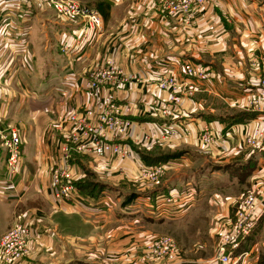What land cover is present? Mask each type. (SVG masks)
<instances>
[{
    "label": "crops",
    "instance_id": "1",
    "mask_svg": "<svg viewBox=\"0 0 264 264\" xmlns=\"http://www.w3.org/2000/svg\"><path fill=\"white\" fill-rule=\"evenodd\" d=\"M99 1L106 8L102 32H90L86 40H78L80 24L54 19L49 0H0V119L19 129L22 143V172L16 193H0V237L18 212L31 226L29 245L21 260L11 264H100L85 260L84 254L107 249L109 245L102 236L109 232L117 246L123 245L126 239L117 228L125 223L146 220L154 225H180L186 218L178 217L174 205L169 207L167 217L156 216L150 208L147 195H166L174 188L173 183L157 191L129 194L120 178L126 173L133 175L139 164H125L127 172L121 173L113 160L104 157L91 163V158L81 156L79 162L72 163L74 175L85 174L87 167L93 165L98 174L107 175L100 183L107 189L99 196L79 194L82 200L78 204L58 203L51 197L50 171L65 135V125L61 124L69 113L84 107L100 108L101 91L92 95L83 83L87 71L106 59L112 60L122 73L124 82L120 90L114 91L117 102L131 108L127 115L130 128L123 140L136 156L144 153L132 141L140 133L137 126L156 129L164 124L149 103L162 98L156 81L167 74L193 93L192 100L199 97L197 100L203 99L204 106L211 108L195 115L191 111L193 101L182 95V112L178 111L173 119L194 123L195 129L207 124L224 134L219 144L223 143L228 158L223 165L209 170L208 178L214 182L216 178L218 188L237 187L245 180L250 184L247 193L264 192V152L249 161L250 167L242 175L232 169L223 172L249 158L250 148L245 145L248 129L264 132V98L258 97L259 82L264 79V0H215V5L198 8L189 19L167 15L153 0ZM185 63L203 66L210 78L200 82L185 77ZM254 99L258 100L257 105L253 104ZM222 106L225 115H220ZM191 143L193 139L184 145ZM153 148L147 155L158 154L159 148ZM190 155L183 151L156 164L165 163L172 172L187 166ZM139 156L141 164L149 166ZM4 159L0 148V191L5 187ZM221 167L222 171L217 170ZM201 172L195 173L197 178ZM192 185L190 181L185 183V187ZM130 195L135 197L126 201ZM235 203L228 199L217 205L224 207V217L209 237L213 238L219 223L226 225L234 218L238 210L233 208ZM194 205L198 208L199 202ZM147 208L149 211L143 210ZM34 216L42 221L36 222ZM248 239L247 251L258 250L257 260L251 264H264V204L257 211V223ZM197 242L202 243V238L198 237ZM199 245L205 247L203 243ZM194 261L206 264L203 259Z\"/></svg>",
    "mask_w": 264,
    "mask_h": 264
},
{
    "label": "built area",
    "instance_id": "2",
    "mask_svg": "<svg viewBox=\"0 0 264 264\" xmlns=\"http://www.w3.org/2000/svg\"><path fill=\"white\" fill-rule=\"evenodd\" d=\"M57 12L58 18L78 19L80 29L77 39L86 40L90 32L100 34L103 30V22L100 15L93 9L80 4V0H49ZM159 9L169 16L183 15L187 19L191 18L195 9L203 5L206 0H153ZM78 44V42H77ZM66 50V46L61 47ZM185 77L204 82L210 78V73L201 65L185 63L183 66ZM162 87L177 88L181 86L171 76H161L158 78ZM124 82L122 73L114 67L110 59L104 60L87 71V77L84 80L83 88L96 95L99 91L102 93L100 108L92 109L84 107L82 110L69 113L65 117L64 127L65 135L60 146V155L57 158L50 171L49 189L51 197L58 203L78 204L81 202L79 193L73 185L74 172L72 166V154H83L88 157L95 155L108 159H113L116 168L121 173H126L125 162L138 163L136 173L139 176H148L153 180L159 178L161 173L168 167L167 164H155L152 166H143L138 160V156L132 151L131 147L124 144L123 137L130 128V122L127 115L131 112L128 104L117 102L114 90H120ZM259 98H264V79L260 82ZM176 103L177 99L172 98ZM156 102H154L155 104ZM253 104L257 105L258 100L254 99ZM159 107L163 115H166V109L163 102L155 104ZM174 114L168 113V123L157 126L155 133L149 134L153 139L160 141L173 139L176 137L186 138L190 133L200 136L209 145L219 144L220 139L224 138L221 130L202 125L195 129L194 123H186L181 119H173ZM139 127V126H138ZM144 128L143 126H141ZM143 131V130H142ZM140 138V137H139ZM148 138V136L146 137ZM255 139L256 141H254ZM245 144L250 149H257L260 145L264 146V132L254 130L248 135ZM21 139L17 129L4 128L0 124V148L5 153L4 172L2 183L5 187L0 193L4 196L16 193L18 179L22 172L21 163ZM139 162H138V161ZM125 169H124V168ZM258 195H260L258 199ZM264 192H249L246 194L233 219H230L224 225L219 233L215 247V253L206 264H251L257 260L258 250L253 248L251 251L243 252L239 255L234 253L240 247V244L251 237L256 223L257 211L263 207ZM189 192H183L176 197L174 194H159L153 201L150 200V208L157 213L169 211V207L187 205L190 202ZM31 226L26 221L24 214L15 215L10 228L0 237V264H11L21 260L27 246L30 243ZM147 252L142 256L132 254L131 264H144L150 261L151 254L155 255L161 261V264H175L178 257V251L169 238H160L152 241L146 246ZM261 249L264 250V241L261 243ZM147 254V255H146Z\"/></svg>",
    "mask_w": 264,
    "mask_h": 264
},
{
    "label": "rangeland",
    "instance_id": "3",
    "mask_svg": "<svg viewBox=\"0 0 264 264\" xmlns=\"http://www.w3.org/2000/svg\"><path fill=\"white\" fill-rule=\"evenodd\" d=\"M80 4L95 10L100 15L101 19L102 17L106 16V13L104 16H102L104 9L106 8L103 7L104 6L103 3L100 2L99 0L98 1L80 0ZM204 5H215V0H206V2L203 5H200L199 8H202V6ZM196 10L197 9H195V11ZM54 15H55L54 19L57 20H64V21L75 20L79 22L78 19L58 18L57 12L55 10H54ZM192 21L193 20H191L189 24ZM262 80L263 78L260 79V82ZM161 83L162 82L160 80L156 81V88L158 91L162 93L161 94L162 98L161 99L158 98L156 100L151 101L149 105L151 107L154 106L157 113V117L160 120L164 121L161 122L167 124L168 120L167 118H164V116H166L168 113L174 114L175 112L178 111L182 112V110L180 109V106L182 105L183 102V100H181L182 95L192 100L193 97L191 95L193 93L184 90L180 86L175 89L169 88L166 91L167 87L166 86L165 88L162 87ZM172 98L177 99L176 103L173 102ZM197 99H199V97H196L192 100L193 106L191 107V111L194 112L195 115L205 114L206 109H209L210 111L211 108L204 106L205 103L203 104V99L200 101ZM154 102H156L155 104H158V102H163L166 109V115H163L162 111L160 110L161 109L160 107L159 109H157ZM208 105L211 106L209 102ZM221 109L222 110L220 112L221 113L220 115H225L226 113L224 112V106H222ZM0 124L3 125L4 128L7 129L15 128L19 132V129L17 127L13 126V124H9L8 122L6 123L2 119H0ZM63 124L64 122H62L61 127ZM54 126L55 128H58V125L55 124ZM254 130H259V129H254ZM254 130L251 128L248 129L249 133H251ZM138 131L140 133L137 134L135 138L134 137L132 138L133 144L135 145V148L141 150L146 154L149 153L148 151L152 147L154 148L157 147L156 149L159 148V150L156 156H160V155L167 156L169 154L180 155L183 153V151H186L187 153H190L192 155H190L191 158L187 166L178 168L179 170H173V171L171 170L172 172H170L169 169L166 168L161 173L159 178L155 180H153L148 176L145 177L139 176V173L137 174L136 171H134L133 175L126 173L128 175H123L121 176L122 178H120L124 182L122 183L121 186L123 187L124 191H128L129 194L136 195L139 193L143 194L145 192L148 193L151 191H157L163 188V186L166 185L167 183H173L174 188L171 189L169 193L174 194L175 197L183 192L186 193L189 192L190 194V199L188 200V202L190 203L187 205L185 204L182 206H178L177 208V211L179 212L178 217L183 216L186 218L182 219L183 221L182 220L180 221L181 222L180 225L179 224L171 225L168 223L154 225L147 222L146 220L133 221L132 223H125L124 225L117 228V231L122 233L124 235V238L126 239L123 245L117 246V243L114 242L115 240L114 235L109 232V234H107L106 236H102L103 241L105 243L106 242L108 243L109 245L108 248L107 249L100 248L86 252L84 254V259L93 262H98L100 264H131L133 261V258L131 257L132 254H135L136 256L144 255L148 250L146 246L152 243V241L160 238H169L175 244L178 251V257L176 259L177 263L175 264H183V263L197 264V262L194 260L203 259L207 261L211 259L213 257V254L215 253V247L219 233L222 231L225 224V223L221 224L222 223L221 220L224 217V215L221 213H223L222 210L224 211V207L219 208L217 207V205H219L220 202H224L225 200L232 199L235 200L236 202L235 203L236 206H234L233 208L234 209L239 208L237 203L242 201L243 197L246 194H248L247 192L250 189V184L246 183V181L243 180V182L240 183L237 187L225 186L223 188H218L217 187L218 180H216L215 178V182H214L212 178H208L209 176L208 171L211 170L212 168L216 169L217 166L220 164L223 165L222 162H224V160L228 158L226 156V148L223 146V143L216 145H209L200 136L192 133L187 135L186 138L176 137L173 139L164 140L163 142L160 141V139L158 138L153 139L149 135L156 132L155 129L153 128L147 127L146 129H144L141 126H139ZM248 134L245 137V141L247 140ZM19 135L21 139L20 132ZM147 136L148 138H146ZM190 139H193V143H191L190 145L188 144L189 146L186 147L187 145L186 143ZM253 140L256 141L255 139ZM221 141H223V138L220 139L219 142ZM182 145L184 146L185 149L183 148ZM262 147H264L263 144L259 146V148ZM180 149L182 151H180ZM250 151L251 149L248 150V154ZM78 155L83 157H88L83 154H78ZM139 157L141 158V156ZM89 158H91L90 162L93 163L94 160H97V158L100 159L102 157L92 155ZM124 164L130 167L129 159ZM94 168H95L94 165L93 168L90 169L87 167L85 174L78 172L75 173L74 181L77 180L82 181L83 179H86L87 176V178L90 181H95L99 183L103 182L104 176L107 175L98 174V172ZM118 171L120 172V170ZM199 171L202 172L197 178L195 173ZM189 181L193 185L191 187L190 186L185 187V183L186 182L189 183ZM244 183H246V185ZM197 201L199 202L198 208L196 207L194 208L195 206L194 203H196ZM143 210L149 211L148 208ZM17 214H21V212H18L15 215ZM33 215L34 214H32V217ZM159 215H161L162 217H167V215L169 214L167 213V211L165 212L161 210V213L156 214V216ZM34 219H37L36 216H34ZM35 221L40 223L42 219L39 218ZM218 222H221L219 223L220 225L219 229L216 230V233H214V235H211L214 238V244H213V238L209 237L208 234L217 227ZM198 237L202 238V243L205 244V247L199 245L202 243L197 242ZM157 259L158 258L152 253L150 257V261L144 264H161V261ZM190 259H192L193 261Z\"/></svg>",
    "mask_w": 264,
    "mask_h": 264
},
{
    "label": "trees",
    "instance_id": "4",
    "mask_svg": "<svg viewBox=\"0 0 264 264\" xmlns=\"http://www.w3.org/2000/svg\"><path fill=\"white\" fill-rule=\"evenodd\" d=\"M264 152V147L262 148H257V149H254V150H251L249 152V158L240 163V165L238 166H230L228 168H225L223 169V172L226 170V169H232V170H235V171H238L239 175H242L244 174V172H246L248 170V168L250 167L249 165V161L255 157H257L258 155L262 154ZM178 155H167V156H149L147 155L146 153H141V158L143 160L146 161V164L149 165V166H152L156 163H159V162H164L166 160H168L169 158H174ZM81 159V156H79L78 154L76 153H73L72 154V163L74 164L75 162H79ZM217 170H221L222 171V167L221 169H217ZM86 171V170H85ZM86 173V172H85ZM241 173V174H240ZM73 185L75 186L76 190L78 191V193L82 196H88V197H97L99 196L103 191H105L107 188L105 186H103L102 184H100L99 182H95V181H90L87 176H86V179H83L82 181L80 180H77V181H74L73 182ZM168 194V193H166ZM159 195V194H154L152 193V195H147L148 198L153 201L154 198ZM133 197H135L134 195H130L128 197H126V201H130ZM247 240H249L248 238L243 241L241 244H240V247L238 248V250L234 253L235 255H239L245 251L248 250V244H247ZM263 264V263H262Z\"/></svg>",
    "mask_w": 264,
    "mask_h": 264
}]
</instances>
